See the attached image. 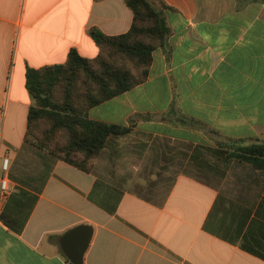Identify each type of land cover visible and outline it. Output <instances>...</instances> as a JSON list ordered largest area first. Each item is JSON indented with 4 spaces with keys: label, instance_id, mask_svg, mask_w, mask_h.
<instances>
[{
    "label": "crops",
    "instance_id": "0c3cea01",
    "mask_svg": "<svg viewBox=\"0 0 264 264\" xmlns=\"http://www.w3.org/2000/svg\"><path fill=\"white\" fill-rule=\"evenodd\" d=\"M161 1L168 33L145 79L86 111L128 130L83 170L23 140L25 69L70 48L93 56L89 27L123 32L131 11L123 0H0V264H69L58 239L78 223L92 227L83 264H264V166L224 157L240 165L216 183L176 168L164 187L121 184L119 159L137 148L121 138L135 129L166 162L173 143L264 140V0Z\"/></svg>",
    "mask_w": 264,
    "mask_h": 264
},
{
    "label": "trees",
    "instance_id": "16d2710c",
    "mask_svg": "<svg viewBox=\"0 0 264 264\" xmlns=\"http://www.w3.org/2000/svg\"><path fill=\"white\" fill-rule=\"evenodd\" d=\"M123 1L131 11L129 27L115 34L89 27L97 46L93 56L80 55L70 48L64 61L27 67L24 73L32 103L26 112L23 140L83 170L90 169L110 136L128 130L125 125L89 118L88 107L144 80L151 51L165 42L168 33L161 7H156L154 0ZM184 122L194 126L191 121ZM206 151H212L217 159L232 157L264 166V140L254 138L233 146L217 140L213 147L196 143L185 153L195 165L194 172L187 171L189 174L204 179L200 174L212 169Z\"/></svg>",
    "mask_w": 264,
    "mask_h": 264
},
{
    "label": "rangeland",
    "instance_id": "374dc122",
    "mask_svg": "<svg viewBox=\"0 0 264 264\" xmlns=\"http://www.w3.org/2000/svg\"><path fill=\"white\" fill-rule=\"evenodd\" d=\"M137 130L138 129H135V131ZM135 131H132L129 134L125 135L123 138H121V140L130 141L129 146L131 145V148L132 145H135L137 147L127 152L125 154V158L120 157L119 159L120 162L117 168L120 169V172H122L123 176L125 177L121 183L124 184L125 187H127L128 189L141 188L142 191H147L146 182H141L142 178L145 176H148L150 179L157 180L155 182V187H164L167 181H160L158 179L162 177H165L166 179V177H169L172 172L175 171L176 168H179L180 170L184 171H193L195 165L192 161L188 160V156L185 155V153L187 154L189 150H187L184 145H181V143L180 145H178L177 143H173L176 146V149L170 151L173 154L172 160L166 162L162 159H159V151L153 150V146L157 145V143H153L151 139H148L145 134ZM207 134L211 135V133L208 132ZM209 143L213 144L214 140ZM169 144L172 145L171 143ZM210 152L212 151H206L205 158L209 162V164L212 165V169L206 170L200 174L201 177L204 178L206 181L216 183L223 176V169L226 166L235 167L237 165H240L237 164L235 160L223 161V159H217ZM177 161L180 162L179 165H177ZM171 163L174 164L172 165ZM162 165L165 166L163 169H161ZM157 171H160V173L156 174Z\"/></svg>",
    "mask_w": 264,
    "mask_h": 264
},
{
    "label": "water",
    "instance_id": "95a60500",
    "mask_svg": "<svg viewBox=\"0 0 264 264\" xmlns=\"http://www.w3.org/2000/svg\"><path fill=\"white\" fill-rule=\"evenodd\" d=\"M91 232L92 227L89 223H78L60 235L59 246L72 264H83L82 255L89 242Z\"/></svg>",
    "mask_w": 264,
    "mask_h": 264
},
{
    "label": "built area",
    "instance_id": "2783aa9c",
    "mask_svg": "<svg viewBox=\"0 0 264 264\" xmlns=\"http://www.w3.org/2000/svg\"><path fill=\"white\" fill-rule=\"evenodd\" d=\"M7 157L6 156H2L1 160H0V168L2 170H6L7 168ZM6 187V178L5 177H1L0 178V188L1 189H5Z\"/></svg>",
    "mask_w": 264,
    "mask_h": 264
}]
</instances>
